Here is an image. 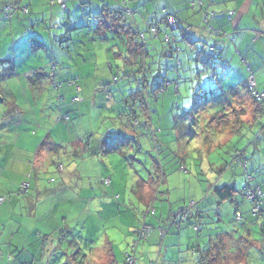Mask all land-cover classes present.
Segmentation results:
<instances>
[{
	"label": "crops",
	"instance_id": "0c3cea01",
	"mask_svg": "<svg viewBox=\"0 0 264 264\" xmlns=\"http://www.w3.org/2000/svg\"><path fill=\"white\" fill-rule=\"evenodd\" d=\"M125 1L65 0L60 5L57 0H0V198H6L4 204L0 206V264H37L38 262L52 264V255L58 251H54L55 241L50 242V240L54 238L56 231L63 228V221L67 225L69 221L67 214L74 213L73 207L76 208V214L83 217L81 224L78 221L79 225L75 224L74 220L70 222L72 226L69 230L72 231L74 228L81 230L78 235H75L76 239L88 237L87 233L85 234L84 217L90 214H99V212L96 213V210L94 211L97 203L93 205L84 203L86 200L90 201L91 198L101 197V193H99L98 196L97 194L90 195V198L85 199V191L90 189L94 193L96 192L95 185L81 183L80 186L77 185L78 188L74 189L75 192L80 190V194L73 191L72 196L66 186L67 183L69 185L71 183L68 177L69 171H73L80 178L82 165V167H92L93 176L99 177L100 160H104L103 157L111 159L109 157L112 155H114L113 159L118 158V152L103 154L102 157V151L98 146H93L90 139L101 136L93 131V127L99 122V119L96 120L98 118L96 116L101 114V102L103 104L108 100L106 93L104 94L103 90H100L101 85L107 83H94L93 81V85L85 86L87 83L80 82L85 77L88 80L100 78L99 67L88 72L73 69L71 72H77L80 75L71 77H68L69 75L65 77L61 71L53 72L56 67L54 63L61 62L57 56L60 55L64 59L66 56L63 46L58 48L60 52L56 53L53 52V48L59 44L62 45L65 41L75 40L79 35L77 32L86 31L85 27H93L101 36L100 25L92 23L94 15L102 13L106 7L107 10L118 9ZM187 1L129 0L127 7L129 6L132 11V14H128L129 23L138 24L140 29L145 30L163 13L167 12L178 15L191 27L198 26L201 24L200 13L192 12ZM200 4L204 10L210 9L220 15L211 18L208 23L211 27L229 32L240 31L228 43L226 55L230 48L235 52L236 57H240L245 62L244 53L253 43L252 38L256 40L257 33H253L254 30L261 31L262 37L264 36V0H202L197 5ZM11 6L20 8L11 18H6L5 12ZM23 9H27V12ZM227 12L234 13L232 26L229 27H227V18H225ZM84 13H90V21L87 25H80L85 24L80 23L82 19L80 16H84ZM207 26H203L199 31L192 28L196 32L198 31L197 34L200 36L206 37L209 35L206 32L209 29H206ZM54 30H58V32H53ZM76 30L77 32H75ZM94 47L95 44L92 48L93 54L96 52ZM80 54L78 53V57ZM78 57L77 60H74L75 63L83 66L97 59L94 58L95 55L91 59H84V61H80ZM115 57L118 58L117 53ZM231 62L233 63L234 60ZM228 63L231 65L230 62ZM109 72L111 73L110 69ZM61 78L74 82L75 85H70V82L66 87L59 84L55 85L57 89L52 90L53 82H57ZM56 93H58L56 101L59 100L57 103L54 102L55 98L53 97ZM191 110L193 111V109ZM111 130L113 129L110 128L109 133L112 132ZM197 139V144L201 146L204 143L203 137H197ZM63 152L66 156L62 154ZM83 152L85 153L83 154ZM84 155L90 160L82 164ZM63 163H66L70 168L65 169ZM52 170L55 172L59 170L63 181L58 184L54 183V186H46L39 181V176L48 174ZM183 175L184 173L181 174V176ZM176 176L178 178V175ZM178 179L173 182L170 180L169 187L174 188L176 185L179 190L183 187L188 188L189 194L184 199L185 202L190 197V192L195 194L194 198L203 199L206 195L204 192L212 186L211 184H214L211 179H209L210 184L206 187L191 177L188 180L185 178L183 181L179 179L180 183H178ZM224 179L230 185L234 183L228 174ZM26 181L31 185L30 191L18 195L22 183ZM181 181L186 185L182 186ZM235 182V187L244 186V180L241 184L238 180ZM129 184L126 180L115 179V183H111L110 186H113V195L114 192L120 190L121 193L119 192L117 199L120 196L119 205L122 207L124 204L126 205V202L130 206H134L139 195H148L151 191L149 184L142 183L140 178L138 180L136 178V184L140 188L139 195L132 193L133 188L129 187ZM31 192L32 194H30ZM104 195L108 197V191ZM167 198L171 202V192ZM203 200L199 205V211H207L217 206V200L211 194ZM115 201H112V204L110 202L105 204L113 205L116 209ZM117 209L119 211L116 216L117 220H113V222L116 223L119 231L129 236L131 228H136L139 224L133 218L132 213L123 210L125 214L123 215L120 213L122 209ZM223 210H228V206H223ZM88 218L90 219V217ZM110 221L112 219H107L104 224L106 225ZM189 224L185 225L180 233L172 231L163 241L156 231L150 235L147 243L151 247H159L158 255L161 254L163 259H168L170 254H173V262L185 261V264H191L189 259L194 253L181 251V249L192 247L195 243V232L191 227L192 224H195L194 220L191 219ZM160 227L161 225L158 228ZM120 236H115L116 238L113 239ZM92 239H95V235ZM96 240L97 256L100 257L105 252L109 253L105 246H100V242L105 238L99 234ZM161 243H163V247L160 249ZM237 243H239V252L246 249L244 240ZM252 244L257 249H262L263 244L260 243V239ZM235 246V244L228 245L229 248ZM30 258L33 262L29 261ZM238 258L235 255L230 256L225 263L236 264ZM158 261L160 264V260Z\"/></svg>",
	"mask_w": 264,
	"mask_h": 264
},
{
	"label": "trees",
	"instance_id": "16d2710c",
	"mask_svg": "<svg viewBox=\"0 0 264 264\" xmlns=\"http://www.w3.org/2000/svg\"><path fill=\"white\" fill-rule=\"evenodd\" d=\"M199 1L202 0L187 1L189 9L194 13L199 12L201 17V24L192 27L196 28V30L198 31L201 30L205 25H208L206 29L209 28L208 31H206L209 35L203 37L206 38L205 50H198L197 58H201L204 64L219 65L220 63L223 68L224 65H227V68H229L230 65L226 59V47L228 43L231 42L233 38H235V36L240 33V31L233 30L232 32H229L224 31L223 29L211 27L208 24L211 18L219 17L220 15L210 9L204 10L201 4L197 5ZM127 2H129V0H126L125 3L118 9L107 10L106 7L102 13L94 15V18L98 21L97 24L100 25V29H102L101 36L103 41L107 42L105 36L107 32L114 33L119 42L122 43L120 45L125 48L126 55H129L130 57H136L137 65H140L141 63L142 81L140 85L143 86L144 89V92H141L140 97L136 98L134 101H131L133 102V108L130 111H125L123 113L120 112L119 119H112L114 120V122L111 123V129H113L111 130L112 132L109 133L108 131L106 132V134L101 135L99 138L100 144L103 145L100 150L103 154H115L117 152H123L124 156L127 158L132 155V153L129 155L130 152H128V150L132 148L133 154H135L134 157L138 159V155H143L145 145L143 139L146 138L148 140L153 139L154 144L151 145V150L153 151L154 155L155 151L158 155L157 160L153 158L152 165L149 169H147L148 160L150 161L149 155L147 154L148 158H141L142 161L146 158L140 165L143 167V170H147L148 173H145L147 175H143L141 173L140 180L142 183L149 184V186L151 187L150 193L148 195L143 194L144 196H140L139 185L137 187H134L132 193L134 195H139L138 201L136 202V204H134V206H132L133 208H125L127 213H131V211H133V218L136 220L139 226H137L136 228L130 227L132 230H130V233L128 234L130 238L132 237V241L131 243H127L128 247L123 255L125 259L124 264H128L129 258H134L137 264V253L140 245L142 241L146 242L151 234L156 231L160 234L163 231L165 235L161 236L160 234V238L163 241V239L166 238V236H168L172 231L180 233L183 227L189 224L191 219L195 222V224H192L191 227L195 232L196 239L194 245L190 248H187V250L188 252L190 251L198 255L197 264H218V262H220V264H226L225 262L227 261L228 257L233 255L239 257L236 264H254L255 262L250 261L249 255L251 253V248L255 246L252 243L257 242L259 239L260 243L263 244L262 249H259V251L264 258V188L262 185L255 183V178L250 174L248 170L249 161L244 150L241 151L239 149H235L234 151H228L229 153H223L224 147H228L227 144L231 143L235 139V137L240 134V129L242 130V132H244V130L246 129L250 131L262 127L264 131V93H260L253 66L245 58V65L248 72L246 81L247 90L252 95V102H249L243 96H237L238 99L236 102L238 108L235 109L234 106H230L229 108H227V105L224 103L222 105L217 103L214 104L213 102L208 103L207 97L200 96L199 93L196 92L192 98L193 103L190 111L192 112L191 109H193V112L195 113L193 114V119L198 128V133H195V136L200 138L203 137L204 143L200 146V144H197V137H194V139L191 141H193L195 145H193V147L191 148L189 147L188 149L182 146L183 142L179 141L178 143L176 139V142H174L173 144H175L177 150H174L172 147L173 144H169L170 141H168V144L163 143L164 137L162 136H164V130L160 125V120H157V126L159 127V130L156 131L155 125L151 130L150 126H152L153 121L148 124L144 123L145 120L143 121V119L140 118V111L144 113L145 118L147 119L152 114V105L156 108H160L157 104L161 103V95L163 93H165L171 87H174L175 90L179 92L183 63L178 58L182 50H180L177 46V43L179 41V36L177 33H180L182 39L187 41L190 40L192 35L198 37L196 39L201 42L203 41V39L202 36L197 34L198 31L196 32L195 30H193V28L186 24V22L183 21L178 15H173L167 12L163 13V15L157 21L150 24V26L145 30H142L139 28L138 24L135 25L129 23L130 20L128 19V14H132V11L130 10L129 6L127 7ZM19 8L20 7H18V10ZM18 10L9 14L10 11L9 9H7L5 12L6 18H11V16ZM23 10L27 11V9ZM88 15L89 17H91L90 13H88ZM233 16V12L226 13L225 18H227V27L232 26ZM168 17L174 18L177 27L176 30H173L169 26L167 22ZM253 33H257V35H255L256 40L252 38V42L255 44L262 42L264 44V36L262 37L261 31L254 30ZM147 36L149 37V40L153 42V44L151 45V51H149L147 47ZM157 41H159V43L161 42L160 52L156 49L157 46L155 43H157ZM199 41H194L193 43L196 50L198 49L196 44ZM161 44H163L164 46H162ZM164 47H169V49L164 51ZM123 59L126 77L130 78L131 73L134 74V69L131 68L133 67L132 63H129L128 66V63H126V61L128 60L127 57H124ZM167 59H176V63L173 65V67H168V65L165 64L167 63ZM155 64L158 65L156 70L158 69V71L160 72V78L162 79V81H154L151 83L148 72H152V66ZM114 68V65L110 64L109 69L111 71V74H116L117 72H121L122 70L121 67H116L115 69ZM185 71L187 72L189 70L186 69ZM170 73L174 76L172 75V77H170ZM251 76H253L256 81L255 92H251L248 88V80ZM111 82L112 84H117L119 82V77L117 75H114V79L113 81L111 80ZM129 84L131 83L129 82ZM110 85L111 83L108 82L107 84H104L102 86V89L105 91L108 100L112 101L114 100V91L111 89ZM256 93L261 97L260 100L258 99ZM213 94H215V92ZM127 103L128 102H126V104ZM249 105L252 106L253 114L250 119L245 120L244 118L246 106ZM208 106L210 107L207 108ZM205 108L208 110L217 109L218 111L217 113H207L211 116L210 120L207 122H205L204 120L202 122H205L207 126L199 124V122L197 121V119L203 120V118H200L199 115L202 110H205ZM230 109H232V111ZM232 113L233 115H231ZM169 128V130L172 131L173 125ZM143 129L145 133L143 132ZM190 135V130L184 131V139H186ZM117 137H119V140L117 139ZM115 138L117 139L116 142H114ZM222 138H224V140H222ZM126 141H128V143L130 144L126 145ZM161 144L163 146L165 145L164 148L168 150V155H165L164 152H162L163 149L162 151L160 150ZM169 146L172 148V150H169ZM125 150L126 154L128 155H125ZM218 151H221V153H219ZM173 159L175 160V163L176 161H179L178 167H180V169L174 170L173 168H171V164H166V162ZM200 159H202L203 163L204 161L209 162L211 171L207 173H200V170L197 169L198 165L196 164ZM191 166L195 167L194 173L196 176V180L199 183L205 184V187L210 184L209 179L212 178L211 180H213L214 184H211L212 186L209 187L206 192H204L206 195L203 199H206L207 196L211 194L216 198L217 206L207 211H199V205L204 200H198L194 198L190 199L189 202H185L183 200V204H181L182 206H180L176 210L171 209L167 211L166 208H163L165 205H161L159 216L156 210V203L158 202L159 198L160 202H163L165 201V198L169 196V193L171 192V188L169 187V182H171L170 177L178 175L180 173L178 172V170H180L182 173H189L191 175ZM240 168L242 169L241 171L245 176L244 186L241 192L244 198L242 202H239L238 200V194L241 188L234 186ZM215 173L216 176L214 175ZM226 174H228V176H230L234 180L233 184L230 185L226 181V179H224ZM106 183L111 186L112 180H108L106 181ZM30 188L31 185L28 191H30ZM248 188H251L253 191H260L259 194L261 196L258 195V198L256 200L248 199ZM119 194V192H114V195ZM18 195L23 194H19L18 192ZM119 198L120 196L118 197V199ZM118 199L117 201H115V203L117 204V208H119V210L122 209L120 212L122 214L123 208L121 205H119L120 199ZM4 202L0 204V206H2ZM226 204H229L228 210H223V206H225ZM125 206L126 205L124 204V207ZM117 208L115 209L113 205L111 206V208H109V213L111 215L107 219H112V221H110L106 225L104 224L103 232L101 234L105 238V240H102L100 242V246H105L106 249L109 250V253L105 252V254L108 255L107 261L104 262L105 264L118 263L115 251V240L117 239L113 238L120 235L124 236L125 238L129 237L128 235H124L123 232L119 231L117 229L116 223L113 222V220H117L116 216H118L117 214L119 212ZM256 208L259 209V211L254 214V209ZM188 210H190V213ZM249 215L251 219L248 218ZM230 221L233 224L229 225ZM235 223L242 225V227L239 228L236 226V228L232 229L231 226H234ZM154 224H158L159 226L161 225V227L157 229ZM255 224H257L258 226L257 229H255ZM145 225L150 226L152 231L146 238H139V230ZM203 225H212L210 229H207L210 235L209 241H206L205 239L206 231L203 232ZM254 231H256L255 233L258 234L257 238ZM216 233L217 235L213 236ZM76 240L77 239L74 238L73 241L70 242L69 239H66V241L70 243L71 249H73V254L80 253V255H82L84 253L82 244L77 242ZM240 240H244V242L246 243V249L241 250V252L238 251L239 243H237ZM95 244L97 246V241L95 242ZM162 244L163 243L160 244V249L163 247ZM232 244H235L236 246L234 248H229L228 245ZM90 250H92L93 253L95 252V248H91ZM84 251L88 252V249ZM248 252L250 253L248 254ZM58 255H61V253L53 254L51 262H53L54 257ZM95 255H97L96 252ZM160 256L158 255L157 259ZM259 261H262L264 264V259ZM70 262L72 264L87 263L86 260H83V262L80 263L78 256L72 258ZM173 263L185 264V261H176ZM153 264H159L158 260H156V262Z\"/></svg>",
	"mask_w": 264,
	"mask_h": 264
},
{
	"label": "rangeland",
	"instance_id": "374dc122",
	"mask_svg": "<svg viewBox=\"0 0 264 264\" xmlns=\"http://www.w3.org/2000/svg\"><path fill=\"white\" fill-rule=\"evenodd\" d=\"M84 14H85L84 16L82 15L80 16V19L81 18L82 19L81 21L80 20L79 21L80 23H85V24H80V25H87V23L90 21L89 20L90 17L88 13H84ZM97 22H98L97 19L93 18L92 23H97ZM84 29L86 31L80 30L82 33L77 32V30L75 31L79 34L78 38H75V40L73 39V41H70V42L65 41L62 43V45L59 44L58 46H54L53 48L54 53H56L57 51L60 52L59 51L60 49L58 50V48L63 46L64 47L63 51L66 53V56H65V59L62 58V56L60 55L57 56V58L60 59L61 62H57L59 65L57 63H54L56 67L53 69V72H56V70L61 71L62 75L65 74V77L68 75H69L68 77H71V76L80 75L77 72H74V73L71 72L73 71V69L79 70L80 72H86V71L88 72L91 70H96L97 67H99L100 78H94L92 80H88L87 77H85L83 81L81 80L80 82L87 83L85 84V86L93 85L96 82H99V83L110 82L111 83L110 87L114 91V100L112 101L106 100L105 103L103 104L101 102V105H102L101 114L102 115L99 114V116H96L98 117L96 120L99 119V122L95 124V126L93 127L94 132L104 135L106 134V132L110 130V128H112L111 123L114 122V120L112 119H115V118L119 119L120 112L123 113L125 111H130L133 108L132 107L133 102L131 101H134L136 98L140 97V94L142 91L144 92L143 86L140 85L142 81L141 80L142 78L141 63L140 65H137L136 57H130L129 55H126L125 48L120 45L121 43L118 41L114 33L107 32V34L105 35L106 40H107L106 42V41H102L101 39L102 36L98 35V31L93 29V27H89V28L85 27ZM53 32L57 33L58 30L56 31L54 30ZM177 34L179 36V41L177 43V46L180 50H182L178 58L183 63L179 92H177L174 87L169 88L165 93L161 95L162 101L160 104H157L158 107L160 108H156L152 105L153 111H151L152 113L151 116H149L146 119L144 113L140 111V118H142L143 121L145 120L144 123L146 124L153 121L152 126H150V129L152 130L153 126L155 125L156 131L159 130L158 129L159 127L157 126V120L158 121L160 120V125L162 126L164 130L163 132L164 136H162L164 137L163 138L164 144H168V141H170L169 144H173L174 142H176L175 140L177 139L178 143L179 141L183 142L182 146L189 149V147L191 148L193 147V145H195L193 141L191 140H193L194 137L196 138L197 136H195L196 135L195 133H198L197 124H195V121L192 117L193 114L195 113L193 111L192 112L190 111V108L193 103L192 98L196 92L199 93L200 96L207 97L208 103L213 102L214 104L217 103L220 105L224 103L227 105V108H229L230 106H234L235 109L238 108L237 102H236L238 99L237 96L238 97L243 96L249 102L250 101L252 102V99H251L252 95L247 90L246 81L248 77V72H247L245 62H243L240 57H236V54L234 51H231V49L229 48L227 55H226L227 61L230 62L231 64L229 69L223 68L220 63L219 65L218 64H215V65L204 64L201 58H197V54H198V50L199 51L205 50V43H206L205 39L206 38L202 37L203 41L201 42L198 39H196L198 37H196L195 35H192L190 40L187 41V40L182 39V36L180 33H177ZM148 36H147V41H148L147 47H148V50L151 51L152 50L151 45L153 44V42L149 40ZM194 41H199L196 44L198 47L197 50L194 48V45H193ZM58 42L59 43L61 42L60 39ZM160 43L159 41L155 43L157 46L156 49L159 52L161 50ZM94 44H95L94 49L96 51L95 54H93V51H92ZM161 45L164 46L163 44ZM168 49L169 47L163 48L164 51ZM78 53H81L79 57H78ZM116 53L118 55V58L115 57ZM97 54H98V57H97ZM92 56L95 59L96 58L97 59L94 60L93 62H88L85 66L77 65L74 61V60H77V57L80 61H84V59H87V58L91 59ZM124 57L125 58L127 57L128 59L126 61V63H128V66H129V63H132L133 67L131 68L134 69V74L131 73L130 78L126 77V74L124 71V61H123ZM244 57H246V59L249 61V63L254 68V72H255V75L258 81L260 93H264V44L262 42L258 44H255V43L250 44L247 51L244 53ZM231 60H234V62L232 63ZM166 62L167 63L165 64L168 65V67H173V65L176 63V59H167ZM110 64H113L115 68L121 67L122 69L121 72H117L116 74H111L108 69V66H110ZM157 67L158 65L156 64L153 65L152 72H148L151 83L154 81L156 82L162 81V79L160 78V72L158 71V69L156 70ZM186 69H188L189 71L186 72L185 71ZM114 75H117L119 77V82L117 84H114V83L112 84L111 82V80L113 81L114 79ZM172 75L173 74L170 73V77H172ZM67 81H65V78H61L57 82H53L54 86L53 85L52 86L50 85V86L52 87V90L56 88L55 85L58 86L59 84H63L66 87V85H68V83L70 82V81L68 82ZM93 81L94 83H92ZM129 82L131 84H129ZM102 88H100V90ZM102 92H104L105 94L104 90ZM214 92L215 94H213ZM57 94L58 93H56V95L53 96L55 98L54 102L56 103L57 101H59V100L56 101V99H58ZM98 94H101V93H98ZM126 102L128 103L126 104ZM221 107H224V106H221ZM230 110L232 111V109ZM210 112L217 113L218 111L217 109L208 110L206 108L205 110H202L199 117L203 118V120L197 119L199 124L207 126L205 122L210 120L211 116L207 114ZM252 114H253L252 106L250 105L246 106L245 120L250 119L252 117ZM231 115H233V113ZM204 120L205 122L202 123ZM172 125H173V128H172V131H170L169 127H171ZM144 129H143V132H144ZM100 130H101V133H99ZM185 130L187 131L190 130V133H191V135L187 137L186 139H184ZM239 133L240 134H238V136L235 137V139L231 143L227 144L228 147L226 146L224 147L223 153H226L230 150L234 151L235 149H239L241 151L244 150L247 155L246 157L249 161L248 170L250 174L255 178V183L262 185L264 188V131L262 127H259L257 129L250 130V131L246 129L244 130V132H242V130L240 129ZM90 139L92 141L91 143L93 144V146H98L99 148L103 147V145L100 144L99 138L91 137ZM117 139L119 140V137H117ZM117 139L115 138L114 142H116ZM143 140L145 143L144 150H143L144 152H143V155L142 154L138 155L139 156L138 159L134 157L135 154H133L132 148L128 150V152H130L129 155L131 153L132 155L127 158L125 156H122L124 155V153L121 154L120 152H118L119 154H118L117 159H113L114 155H112V157H109L111 159H107L108 157H103L104 156L103 153L102 155L100 154L104 160H100V163H101L100 171L101 172L99 173V177L93 176L94 172H93L92 167H87V166L82 167L81 165L80 172L82 176L80 178L78 177V175H75L73 171H69L68 177H69V182L71 183L70 185L67 183L66 187L71 191V196L73 194L74 189L78 188L77 185L80 186L81 183L90 184L92 186L95 185L96 192L94 193L90 189L85 191V195H84L85 199H87V197L90 198V195L94 196L95 194H97L98 196L99 193H101V197L91 198L90 201L86 200L84 202L87 205H93L97 203V207L95 205L94 211L96 210V213L99 212V214L98 215L90 214L84 217L83 221L85 220V223H86L85 234L87 233L89 238L88 237L78 238L76 241L82 244L84 253L82 255H80V253L73 254V251H72L73 249H71V245L69 242L66 241V239H69L70 242L73 241L74 239L73 237H75V235H78V232H80L81 230H78L76 228H74L72 231L69 230L71 229L70 227L72 226L70 222L74 220V223L79 225L78 221H80V224H81V220L83 218L81 215L76 214V208L73 207L74 213H71L70 215L67 214V217L69 218L67 225H65L63 221V228H61L59 231H56L54 233V238H51L50 240V242L55 241L54 251H58L57 253H61V255L54 257L52 264H72L70 260L77 256H78L80 263L83 262V260H86L87 262L86 264H103L105 261H107L108 255H106L105 253L102 254L101 257H98L97 255H95V252L97 253L96 244H95V242L97 241L96 239L99 234L100 235L102 234L104 222H106V219L110 217L111 215L109 213V209L107 208H111L112 205H107L105 203L107 202L111 203L112 201L117 200V195H113V192H112L113 186L110 187L106 183V181L112 180V183L114 184L115 179H119L121 181L126 180V182L130 183L128 185L129 187L130 186L132 188L137 187L136 178L138 180L140 178L141 173L143 175H147L145 173H148L147 170H143V167L140 165L141 163H143V161L146 158L143 159V161L141 158H144V157L148 158V155H149L150 161L148 160L147 169L151 167L153 158L155 160L158 159V155L156 154V151L154 155L153 151L151 150L152 149L151 145L154 144L153 139L148 140L145 138ZM125 144L129 145L130 143L126 141ZM164 147L165 145L163 146L161 144L160 150L162 151L163 149L162 152H164L165 155H168L169 154L167 152L168 150H166ZM172 147L174 150H177V147L175 146V144H173ZM126 150H125V155H128L126 154ZM169 150H172L170 146H169ZM218 152L221 153V151H218ZM84 153L85 152H83V154ZM62 154L66 156L64 152ZM89 160H90L89 158L85 157L81 163L82 164L83 162L87 163ZM174 161L175 160L173 159L171 161L166 162V164H169V165L171 164V168H173L174 170L180 169V167H178L179 161H176V163ZM196 164L198 165L197 169L200 170V173L201 172L207 173L211 171L208 161H204L203 163L202 159H200ZM63 166L65 169L70 168L69 166L66 165V163H63ZM191 169H192L191 175L189 173H184L183 176H181L182 172L178 170V172L181 173V174H178V178L183 181L185 178H187L188 180L191 177L195 181H197L195 173H194L195 167L191 166ZM197 169H196V172H197ZM59 170L57 172L52 170L48 174H44V175L41 174L39 176V181L43 182V184H46V186H54L55 184H58L60 181H63V179L60 176ZM61 170H62V167H61ZM241 170L242 169L240 168L237 174V180L239 184L243 182L244 177H245ZM214 175L216 176V173ZM178 178L175 175V176H171L170 180L172 179V182H173V181H177ZM179 179H178V183H180ZM181 185L185 186L186 184L182 182ZM202 185L204 186L205 184H202ZM242 188L243 186L241 185V189L239 190V194H238L239 202H242L244 200L243 194L241 193ZM187 189L188 188L183 187L179 190L175 185L174 188L173 187L171 188V196H172L171 202L167 197L165 198V201L163 202H160V198H159L158 202L156 203L157 204L156 210H157L158 215L160 216V206L161 205L162 206L165 205L164 208H166L167 211L171 209L176 210L180 206H182L180 204H183V200L187 198L189 194V190ZM79 191L78 192L76 191L78 195L80 194ZM106 191H108V194H109L108 197L104 195ZM76 192L74 191V193ZM118 192H120V190H118L117 193ZM30 194H32V192ZM194 197H195V194L193 192H190V197L187 199V202H189L190 199H194ZM228 205L229 204H226V206ZM126 207L133 208L132 206H130L128 202H126ZM122 208L123 210L126 211L124 206ZM89 209L91 208L89 207ZM131 213H133V211H131ZM122 214L125 215L123 212ZM115 216H112V217H115ZM88 217H90V219ZM231 224L233 223H231L230 221L229 225ZM154 225L158 229L159 225L158 224H154ZM211 226L212 225L202 226L203 232L206 231L205 233L206 241H209L210 239L209 238L210 235L207 229H210ZM236 226L239 228L242 227V225L235 223L234 226H231V228L234 229L236 228ZM257 227H258L257 224H255V229H257ZM255 232L256 231H254V233ZM217 233L214 234L213 236L217 235ZM255 234L257 238L258 234L257 233ZM94 235H95V239H92ZM131 241H132L131 238L129 237L125 238L124 236H121L117 238V240H115V251H116V256L118 260L117 261L118 263L116 264H124L125 259L123 255L125 253V250L128 247L127 243H131ZM91 248L92 249L95 248L94 253L92 252V250H90ZM86 249H88V252L84 251ZM181 251L188 252L187 248L184 250L181 249ZM158 254H159V247H151L147 243V241L146 242L142 241L140 248L138 250V253H137L138 264H153L155 263L158 257ZM249 256H250V261L255 262L254 264H263V262L262 261L260 262L259 260H263L264 258L262 257L257 247L253 246V248H251V253ZM157 260H160V264L162 263L163 264H170V263L174 264L173 254H170V258L168 259H163L161 255V257H159ZM29 261L33 262L32 258H30ZM197 261H198V255L197 254L191 255V259H189V263L194 264V263H197ZM37 264H43V262L42 263L38 262Z\"/></svg>",
	"mask_w": 264,
	"mask_h": 264
},
{
	"label": "built area",
	"instance_id": "2783aa9c",
	"mask_svg": "<svg viewBox=\"0 0 264 264\" xmlns=\"http://www.w3.org/2000/svg\"><path fill=\"white\" fill-rule=\"evenodd\" d=\"M65 0H57V2L62 5L64 3ZM10 13L11 14L12 12L18 10V7H9L8 8ZM127 10V9H126ZM128 11V10H127ZM25 12H27L25 10ZM168 21V24L169 26L173 29V30H176L177 27H176V24H175V20L174 18H170L168 17L167 19ZM155 32V31H153ZM224 68H227V65H224ZM70 85L74 86V82H70L69 83ZM248 88L251 92H255V89H256V81H255V78L253 76H251L248 80ZM257 97L258 99L260 100L261 97L259 96V94H257ZM29 183L28 182H24L22 185H21V188L19 190V194H25L28 190H29ZM260 191H253L251 188H248V192H247V197L248 199L250 200H256L258 198V195ZM261 196V195H260ZM6 200V198H0V204H2L4 201ZM189 213H190V210H188ZM259 211V209H254V214H256L257 212ZM151 227L150 226H143L140 230H139V238H146L150 233H151ZM161 236H164L165 233L162 231L161 233ZM128 264H136V260L134 258H129L128 260Z\"/></svg>",
	"mask_w": 264,
	"mask_h": 264
}]
</instances>
